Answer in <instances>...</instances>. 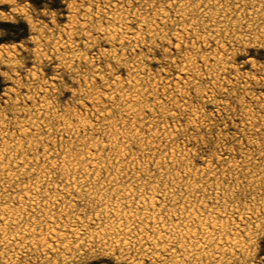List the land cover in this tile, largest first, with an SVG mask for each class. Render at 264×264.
<instances>
[{"label": "rangeland", "instance_id": "obj_1", "mask_svg": "<svg viewBox=\"0 0 264 264\" xmlns=\"http://www.w3.org/2000/svg\"><path fill=\"white\" fill-rule=\"evenodd\" d=\"M0 264H264V0H0Z\"/></svg>", "mask_w": 264, "mask_h": 264}, {"label": "bare ground", "instance_id": "obj_2", "mask_svg": "<svg viewBox=\"0 0 264 264\" xmlns=\"http://www.w3.org/2000/svg\"><path fill=\"white\" fill-rule=\"evenodd\" d=\"M180 15H181V14H180ZM151 28H152V27H151ZM102 151H103V150H102ZM90 152H91V151H90ZM91 153H92V152H91ZM123 155H124V154H123ZM3 161H4V160H3ZM123 164H124V163H123ZM99 165H100V164H99ZM69 166H70V165H69ZM92 166H93V165H92ZM94 166H95V165H94ZM5 168H6V167H5ZM76 169H77V168H76ZM78 169H79V168H78ZM98 172H99V171H98ZM184 173H185V172H184ZM18 174H19V173H18ZM96 175H97V174H96ZM96 175H95V176H96ZM97 176H98V175H97ZM85 177H86V176H85ZM75 181H76V180H75ZM84 181H85V180H84ZM78 185H79V184H78ZM153 190H154V189H153ZM105 192H106V191H105ZM97 198H98V197H97ZM102 198H103V197H102ZM160 199H161V198H160ZM118 204H119V203H118ZM129 205H130V204H129ZM148 205H149V204H148ZM104 206H106V205H104ZM108 207H110V206H108ZM108 207H107V208H108ZM115 207H116V206H115ZM121 208H122V207H121ZM125 208H126V207H125ZM101 209H102V208H101ZM103 209H104V208H103ZM129 210H130V209H129ZM101 211H102V210H101ZM104 211H105V210H104ZM11 212H12V211H11ZM113 213H114V212H113ZM115 213H116V212H115ZM122 213H123V212H122ZM118 214H120V213H118ZM184 214H185V213H184ZM2 215H3V214H2ZM115 215H116V214H115ZM115 215H114V217H115ZM137 215H138V214H137ZM5 216H6V215H5ZM14 216H15V215H14ZM14 216H13V217H14ZM125 216H126V215H125ZM10 217H11V216H10ZM114 217H113V218H114ZM120 217H121V216H120ZM134 217H135V216H134ZM181 217H182V216H181ZM195 217H196V216H195ZM113 218H112V219H113ZM122 218H123V217H122ZM137 218H138V217H137ZM137 218H136V219H137ZM182 218H183V217H182ZM4 219H5V218H4ZM4 219H3V220H4ZM112 219H111V220H112ZM134 219H135V218H134ZM18 220H19V219H18ZM109 220H110V219H109ZM138 220H139V219H138ZM154 220H156V218H154ZM117 221H118V220H117ZM119 221H122V219L119 220ZM136 221H137V220H136ZM112 222H113V221H112ZM124 222H125V221H124ZM128 222H129V221H128ZM96 223H97V222H96ZM179 223H180V222H179ZM17 224H18V223H17ZM110 224H111V223H110ZM110 224H109V225H110ZM112 224H113V223H112ZM130 224H131V223H130ZM77 225H78V224H77ZM116 225H117V224H116ZM128 225H129V224H128ZM132 225H134V224H132ZM135 225H136V224H135ZM105 226H106V225H105ZM107 227H108V225H107ZM164 227H165V226H164ZM105 228H106V227H105ZM120 228H121V226H120ZM129 228H130V227H129ZM104 230H105V229H104ZM107 230H108V229H107ZM109 230H110V229H109ZM123 230H124V229H123ZM112 232H113V231H112ZM208 233H209V232H208ZM115 234H116V233H115ZM115 236H116V235H115Z\"/></svg>", "mask_w": 264, "mask_h": 264}]
</instances>
